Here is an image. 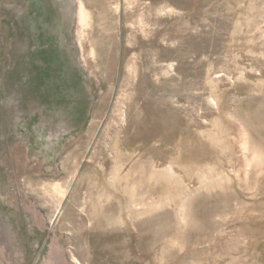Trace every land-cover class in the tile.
Masks as SVG:
<instances>
[{
  "label": "rangeland",
  "instance_id": "rangeland-1",
  "mask_svg": "<svg viewBox=\"0 0 264 264\" xmlns=\"http://www.w3.org/2000/svg\"><path fill=\"white\" fill-rule=\"evenodd\" d=\"M0 264H264V0H0Z\"/></svg>",
  "mask_w": 264,
  "mask_h": 264
}]
</instances>
